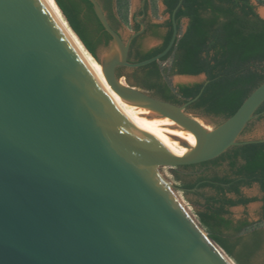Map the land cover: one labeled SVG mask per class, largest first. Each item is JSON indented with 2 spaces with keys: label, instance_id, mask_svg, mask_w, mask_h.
Wrapping results in <instances>:
<instances>
[{
  "label": "water",
  "instance_id": "95a60500",
  "mask_svg": "<svg viewBox=\"0 0 264 264\" xmlns=\"http://www.w3.org/2000/svg\"><path fill=\"white\" fill-rule=\"evenodd\" d=\"M90 1L112 35L98 61L113 89L173 119L197 145L174 157L169 132L123 114L47 0H0V264H230L164 168L264 141L241 138L259 115L264 82L207 129L198 118L209 120L188 109L198 96L176 104L120 83L118 67L144 66L172 49L181 2L169 14L167 47L132 62L131 42L143 30L125 38Z\"/></svg>",
  "mask_w": 264,
  "mask_h": 264
},
{
  "label": "trees",
  "instance_id": "16d2710c",
  "mask_svg": "<svg viewBox=\"0 0 264 264\" xmlns=\"http://www.w3.org/2000/svg\"><path fill=\"white\" fill-rule=\"evenodd\" d=\"M111 25H123V0H98ZM70 26L100 60L98 50L107 47L112 35L101 23L90 0H56ZM177 9L179 35L172 49L160 60L144 66L118 67L132 85L167 101L184 104L195 97L188 109L214 116L218 123L232 116L244 100L264 82V18L252 0H163L172 14ZM122 14V13H121ZM188 20L182 31V20ZM164 29L162 32L161 29ZM140 30V25H133ZM161 44L145 49L143 33L130 45L129 60H145L163 51L173 34L172 18L148 28ZM170 60V66L163 63ZM167 74L207 76L196 82L172 87ZM264 117V102L257 109ZM174 177L186 193H194L197 215L210 235L227 251L233 264H264V225L248 218H235L231 208L261 200L264 219V141L231 146L220 156L194 164L179 165ZM258 184L261 197L247 196L244 187ZM235 262V263H234ZM231 263V264H232Z\"/></svg>",
  "mask_w": 264,
  "mask_h": 264
},
{
  "label": "rangeland",
  "instance_id": "374dc122",
  "mask_svg": "<svg viewBox=\"0 0 264 264\" xmlns=\"http://www.w3.org/2000/svg\"><path fill=\"white\" fill-rule=\"evenodd\" d=\"M145 0H123L120 4L121 13L120 15L123 18V25L120 28V32L125 38H128L131 33H133V25L135 16L138 14V10L141 7L142 3ZM259 12L264 14V0H252ZM148 2V16L152 23H160L169 18V13L166 10V7L163 3V0H147ZM139 19V17L137 18ZM188 20L184 18L182 20V31L185 30ZM163 32L164 29L162 28ZM143 47L145 49H149L161 44V38L154 36L152 33L147 34L142 39ZM104 46L100 47L98 50L99 57L104 51ZM171 61L168 60L163 63L164 67L170 66ZM124 81L127 82V79L123 77ZM169 84L176 88L179 84H189L196 82H203L206 80L205 74L199 75H182V74H167L166 76ZM194 112V111H193ZM196 113V112H195ZM199 114V113H198ZM205 118L209 120L210 124H206L202 119L198 118V120L206 127L211 128L212 125L218 123V118L214 116L203 115ZM188 133H192L188 131ZM242 139H253V138H264V117H260L257 115L254 117L246 126L241 135ZM164 172L166 176L177 186L181 187V183L177 181L173 174V169L170 167H165ZM243 192L247 196H258L261 197L263 195L260 186L258 184H254L251 187H244ZM177 193L184 201V203L189 207L190 211L195 215L197 219V207L194 202L199 198L194 193H186L183 189H177ZM262 206L263 202L261 200L251 202L247 205H238L231 208L232 214L235 218H248L250 221L255 222V225H264V219H262Z\"/></svg>",
  "mask_w": 264,
  "mask_h": 264
},
{
  "label": "bare ground",
  "instance_id": "6f19581e",
  "mask_svg": "<svg viewBox=\"0 0 264 264\" xmlns=\"http://www.w3.org/2000/svg\"><path fill=\"white\" fill-rule=\"evenodd\" d=\"M47 2L78 50L80 51L81 55L85 59L95 77L99 80L105 91L110 95L121 112L139 121L145 122L169 132L175 138V145L170 152V154L174 157L180 158L190 152V150L197 145V137L195 136V134L188 133L189 130L183 129L173 119L166 116H158L156 115L155 111L136 103L127 101L126 99L121 97L108 82L103 65L92 55V53L86 48L84 43L72 29L63 11L58 6L56 0H47ZM120 83L122 85H127V82H125L123 78L120 79ZM212 128L213 127L207 129ZM179 139L186 140L188 144L183 145ZM223 254L228 261H232L224 252Z\"/></svg>",
  "mask_w": 264,
  "mask_h": 264
},
{
  "label": "flooded vegetation",
  "instance_id": "af4514ba",
  "mask_svg": "<svg viewBox=\"0 0 264 264\" xmlns=\"http://www.w3.org/2000/svg\"><path fill=\"white\" fill-rule=\"evenodd\" d=\"M138 17H139V19H137ZM136 23L140 25V30H143L140 34L143 33V36H146L147 34L150 33L148 28H149L150 24H152V22L148 16V2H147V0H145L142 3L141 7L138 10V14L135 16L134 25ZM140 30H138V31H140Z\"/></svg>",
  "mask_w": 264,
  "mask_h": 264
}]
</instances>
